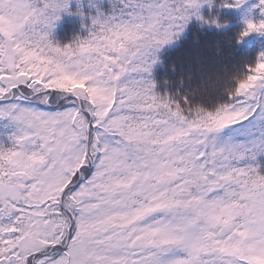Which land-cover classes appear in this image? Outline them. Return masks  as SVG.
Returning a JSON list of instances; mask_svg holds the SVG:
<instances>
[{"label": "snow or ice", "instance_id": "1", "mask_svg": "<svg viewBox=\"0 0 264 264\" xmlns=\"http://www.w3.org/2000/svg\"><path fill=\"white\" fill-rule=\"evenodd\" d=\"M245 9L158 79L192 25ZM256 37L264 0H0V264H264Z\"/></svg>", "mask_w": 264, "mask_h": 264}, {"label": "trees", "instance_id": "2", "mask_svg": "<svg viewBox=\"0 0 264 264\" xmlns=\"http://www.w3.org/2000/svg\"><path fill=\"white\" fill-rule=\"evenodd\" d=\"M230 14L231 13L229 12L223 13L222 21H228V23L231 22L232 24L239 25L240 23L238 21L240 17L234 15L230 16ZM241 16L243 17V15ZM243 21L244 20L242 18V22ZM242 27L243 25L239 26V28ZM234 31H236V28L231 26L224 33L213 32L205 35L204 33L198 31V25H192L186 38H184L182 42L173 50L166 51L162 55L163 64L161 66H158V79H160L161 81H164L166 79L171 81L169 87L171 90H175L176 86L179 83L180 76L182 75V61L190 55L194 56L196 52L205 44V42H214L215 39H219L220 42L224 44V38L228 35H231ZM173 64H175L178 69L176 73H172L170 70Z\"/></svg>", "mask_w": 264, "mask_h": 264}, {"label": "rangeland", "instance_id": "3", "mask_svg": "<svg viewBox=\"0 0 264 264\" xmlns=\"http://www.w3.org/2000/svg\"><path fill=\"white\" fill-rule=\"evenodd\" d=\"M72 10H75V4L74 3L72 6ZM226 12L231 13L230 16H232V15L239 16L241 18V19L239 18V21H238L240 24L238 25V24L229 23L228 27L225 28L223 31H219V32L214 31L215 33H224L231 26L235 27L236 30H239L240 29L239 26L243 25L242 18H243V20H245L250 15L249 9H245L242 11L226 10ZM241 15H243V17ZM54 35H55V38L60 40L61 42H69V41H71L73 36L82 35L80 17L64 15L62 20L58 23V26L56 28ZM262 40H264V37H256L254 42H255V44L258 45Z\"/></svg>", "mask_w": 264, "mask_h": 264}, {"label": "clouds", "instance_id": "4", "mask_svg": "<svg viewBox=\"0 0 264 264\" xmlns=\"http://www.w3.org/2000/svg\"><path fill=\"white\" fill-rule=\"evenodd\" d=\"M170 70H171L172 73H176V72L178 71V69H177V67H176L175 64H173V65L171 66V69H170ZM165 82H166V83H171V81H169V80H167V79L165 80Z\"/></svg>", "mask_w": 264, "mask_h": 264}]
</instances>
